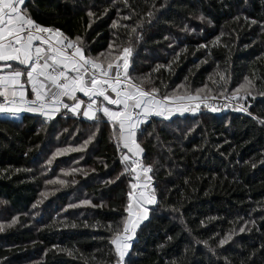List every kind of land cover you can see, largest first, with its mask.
<instances>
[{"label":"trees","instance_id":"obj_1","mask_svg":"<svg viewBox=\"0 0 264 264\" xmlns=\"http://www.w3.org/2000/svg\"><path fill=\"white\" fill-rule=\"evenodd\" d=\"M23 9L81 37L86 56L130 46V77L160 98L203 97L198 111L152 116L136 132L156 203L123 264H264V0H27ZM246 81L252 95L235 98L247 112L227 101ZM20 114H0V264H117L111 241L136 183L117 132L101 113Z\"/></svg>","mask_w":264,"mask_h":264},{"label":"snow or ice","instance_id":"obj_2","mask_svg":"<svg viewBox=\"0 0 264 264\" xmlns=\"http://www.w3.org/2000/svg\"><path fill=\"white\" fill-rule=\"evenodd\" d=\"M124 3L127 4V0ZM24 4L25 0H0V62H5L0 64V73L8 70L7 74H0V114L15 117L24 111L39 112L51 119L63 108L89 120H98L97 113L108 119L117 132V146H122L131 154L122 157L123 161H130L126 163V171L134 173V179L143 183L135 198L136 218H130L122 231L117 230L111 241L118 257L117 264H123L136 228L148 217L147 205L156 203L154 189L151 187L152 177L149 175L153 169L143 164L144 149L136 141L137 128L151 115L170 119L175 112L183 114L190 109L183 106L170 107L168 102L173 97L158 99L157 89L145 90V81L136 83L132 80L128 73L132 55L130 46L124 47L122 51L116 49L115 55L110 51L103 61L100 57L86 56L81 37L77 36L72 40L58 29L37 24L23 9ZM200 19L203 20L204 17ZM251 22L256 23L254 20ZM113 27L117 25L114 24ZM135 31L136 29H132L133 33ZM147 82L150 83V79ZM251 83L246 81L236 89L233 97L242 89L246 92L245 99L252 95L249 90ZM29 85L35 96L33 100L26 97ZM78 93L83 94L88 102L85 103L84 99L78 97ZM64 98L74 103H66ZM176 99L201 101L200 92ZM104 102L116 106L117 110L104 106ZM206 106L211 111H216L211 105ZM199 108L200 103H195L191 110L198 111ZM242 110L247 112V108ZM59 154L58 152L57 155ZM137 168L140 169L139 172ZM131 188L135 190L137 183H132ZM128 199L127 211L131 216L132 192H129ZM15 223L16 220H13L12 224ZM3 230L4 225H0V231ZM230 239L231 236H228L220 243H227Z\"/></svg>","mask_w":264,"mask_h":264},{"label":"rangeland","instance_id":"obj_3","mask_svg":"<svg viewBox=\"0 0 264 264\" xmlns=\"http://www.w3.org/2000/svg\"><path fill=\"white\" fill-rule=\"evenodd\" d=\"M200 97H201V101L203 102V97L201 95H200ZM212 99H214V98L213 97H210L209 98V100H212ZM201 101H189L187 99H184V100H176V98H173L172 100L169 101L172 104V106H170V107H174L175 108V107H178V106H183V107L189 108L190 110L184 111L183 114H180V112H175L172 116H174V115H185V114L189 113L191 111V108L194 106V104L195 103H201ZM228 108H229V105H224L221 108H216V112L217 113H222V112H225ZM237 109H240V108L237 107ZM1 115L4 116V117H10V118H15V119H18V118L21 117V114L20 113L17 114V116H15V117L10 116L8 114H1ZM137 186H138V183H137ZM133 196H134V199H135V195H133ZM132 213H133L132 219H135L136 218L135 217L136 211H132ZM130 244H131V242H130ZM129 249H128V252H129ZM128 252H127V254H128Z\"/></svg>","mask_w":264,"mask_h":264},{"label":"built area","instance_id":"obj_4","mask_svg":"<svg viewBox=\"0 0 264 264\" xmlns=\"http://www.w3.org/2000/svg\"><path fill=\"white\" fill-rule=\"evenodd\" d=\"M27 0H25V2H26ZM130 67H131V64H130V66H129V69H128V73H129V71H130ZM130 76V75H129ZM28 90L29 91H31L30 90V85L28 86ZM110 95H111V93H110ZM27 97V99L28 100H33V99H35V96H32V97H30V96H26ZM179 97H187V96H179ZM157 98L158 99H161L160 97H158L157 96ZM176 98V97H175ZM64 100H65V102L66 103H69V104H71V103H74L73 101H70V100H68L67 98H64ZM176 100H178V99H176ZM212 101H216V98H214V99H212ZM227 101L228 102H234L235 101V97H233V96H230L228 99H227ZM0 102H2V100H0ZM169 103V106H172V104L170 103V102H168ZM26 107H27V105H26ZM244 108H247V107H244ZM61 109H63V108H61ZM25 113H29V114H36V115H42L41 113H39V112H28V111H24ZM42 116H44V115H42ZM152 116H156V115H151V116H149L145 121H143L142 123H146V122H148L149 121V119L152 117ZM142 123H140V125L142 124ZM139 125V126H140ZM139 126H138V129H139ZM137 129V130H138ZM125 163H130V161L129 162H125ZM140 171V169L139 168H137V172H139ZM136 183H138V186H137V188L133 191V195H135V198L137 197V195L139 194V192H140V190H141V188H142V186H143V183H142V181H136ZM133 198H134V196H133Z\"/></svg>","mask_w":264,"mask_h":264},{"label":"crops","instance_id":"obj_5","mask_svg":"<svg viewBox=\"0 0 264 264\" xmlns=\"http://www.w3.org/2000/svg\"><path fill=\"white\" fill-rule=\"evenodd\" d=\"M8 63H13V62H8ZM0 64H3V63H0ZM15 66V65H14ZM7 69H5V71L3 72V73H0V74H7ZM29 94H32V96H34V94L31 92V91H29V90H27L26 91V96H29ZM78 95V97H80L81 99H84L85 100V103H87L88 102V99L86 98V97H83V94H80V93H78L77 94ZM111 95H113L114 96V94H112L111 93ZM102 99V98H101ZM100 103V101H98V104ZM104 106H107V104H106V102H104ZM110 107V109H112V110H117V108H116V106H114V105H109ZM108 107V106H107ZM62 110V109H61ZM60 110V111H61ZM81 112L83 111V106H82V108H81V110H80ZM56 115V114H55ZM126 155H131L130 153H127ZM136 210V206H135V200L133 199V209H132V211H135Z\"/></svg>","mask_w":264,"mask_h":264}]
</instances>
